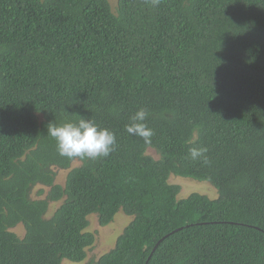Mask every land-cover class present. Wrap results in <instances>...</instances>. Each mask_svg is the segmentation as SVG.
<instances>
[{
    "label": "trees",
    "instance_id": "1",
    "mask_svg": "<svg viewBox=\"0 0 264 264\" xmlns=\"http://www.w3.org/2000/svg\"><path fill=\"white\" fill-rule=\"evenodd\" d=\"M139 108L150 143L125 131ZM81 116L116 133L109 156L58 154L47 125ZM172 177L218 195L179 198ZM121 212L87 261L90 216ZM65 260L264 264V0H0V264Z\"/></svg>",
    "mask_w": 264,
    "mask_h": 264
},
{
    "label": "clouds",
    "instance_id": "2",
    "mask_svg": "<svg viewBox=\"0 0 264 264\" xmlns=\"http://www.w3.org/2000/svg\"><path fill=\"white\" fill-rule=\"evenodd\" d=\"M160 0H152L156 5ZM148 111L139 108L130 117L129 123L125 125V131L133 136L140 137L145 143H150L154 135L153 130L148 126ZM47 135L56 141V149L61 157L69 160L92 159L107 157L117 145L116 133L106 127H100L94 120L81 118L76 121H66L62 124L49 122ZM206 146L191 147L188 157L192 161H198L204 165L210 163Z\"/></svg>",
    "mask_w": 264,
    "mask_h": 264
},
{
    "label": "rangeland",
    "instance_id": "3",
    "mask_svg": "<svg viewBox=\"0 0 264 264\" xmlns=\"http://www.w3.org/2000/svg\"><path fill=\"white\" fill-rule=\"evenodd\" d=\"M111 2L112 4L116 5V0H111ZM150 153L156 156L153 151H151ZM78 165H80V162L75 161L72 167H76ZM55 170L57 172L56 182L59 184H64L67 175L69 173V170L61 169V168H55ZM171 182L181 186V192L179 198L188 197L192 193H202L212 199L216 198L218 195L217 190L208 182H199L193 179L181 178V177H172ZM42 188H43L42 186L35 187L32 196L34 198L40 197L38 195V192ZM45 190L46 193L41 198H45L47 196L50 188L46 187ZM58 204L59 203H52L50 207L51 213L58 207ZM89 219H90L89 230L95 234L96 243L93 247L88 249L87 261L90 259H97L106 252L110 251L114 247L118 236L122 234V232L124 231L126 226H128L132 218L121 212L116 216L113 223L107 226H101L98 222L96 215L90 216ZM14 231L17 232L20 236H23L25 234V229L22 225L16 227ZM63 264H85V262L75 263L65 260Z\"/></svg>",
    "mask_w": 264,
    "mask_h": 264
}]
</instances>
